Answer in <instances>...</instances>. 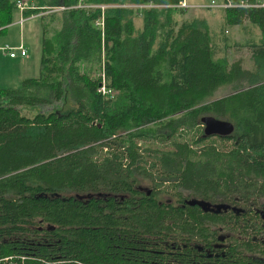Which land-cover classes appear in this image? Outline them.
Wrapping results in <instances>:
<instances>
[{
    "label": "trees",
    "instance_id": "1",
    "mask_svg": "<svg viewBox=\"0 0 264 264\" xmlns=\"http://www.w3.org/2000/svg\"><path fill=\"white\" fill-rule=\"evenodd\" d=\"M180 2L20 11L41 64L0 88V264H264V0H224L221 33ZM227 26L259 29L233 45L253 68ZM207 115L234 132L206 136Z\"/></svg>",
    "mask_w": 264,
    "mask_h": 264
},
{
    "label": "rangeland",
    "instance_id": "2",
    "mask_svg": "<svg viewBox=\"0 0 264 264\" xmlns=\"http://www.w3.org/2000/svg\"><path fill=\"white\" fill-rule=\"evenodd\" d=\"M32 2V0H27ZM188 7L186 16L177 15V18L182 21L192 17H204L208 20L213 33H221V26L224 23V0H216L217 6L220 8H209L210 0H183ZM105 5L103 6V8ZM141 19H137L139 24ZM249 27V26H248ZM225 35L230 43L229 54L232 59H242L246 68H253L251 53L246 47L233 46L237 43H246L250 38H259L260 31L257 28L251 27L249 31L252 34L245 33L239 27H226ZM23 45L28 52L26 60L29 63L30 70L27 73L29 77H38L40 75L41 50H42V19L39 16L25 17L19 10H15L13 14V23L7 26L5 34L0 35V88L19 87L23 79H20L22 73L21 66L11 60L9 51L5 49V45L18 47ZM18 52V60L20 59ZM24 57V56H23ZM230 92V87H224L218 95H224ZM30 114L34 111L28 110Z\"/></svg>",
    "mask_w": 264,
    "mask_h": 264
},
{
    "label": "water",
    "instance_id": "3",
    "mask_svg": "<svg viewBox=\"0 0 264 264\" xmlns=\"http://www.w3.org/2000/svg\"><path fill=\"white\" fill-rule=\"evenodd\" d=\"M201 121L205 126L206 136L219 135L225 137L231 135L235 130V126L231 121L213 115L204 116Z\"/></svg>",
    "mask_w": 264,
    "mask_h": 264
},
{
    "label": "built area",
    "instance_id": "4",
    "mask_svg": "<svg viewBox=\"0 0 264 264\" xmlns=\"http://www.w3.org/2000/svg\"><path fill=\"white\" fill-rule=\"evenodd\" d=\"M183 0H181V2H180V4H179V6L180 7H188L187 5H186V3L185 2H182ZM212 3H211V6H208V7H211V8H216V7H214V6H217V2H216V0H210ZM226 5L227 4H225L224 6L226 7ZM263 5H264V3H263ZM17 6H18V8L20 9V11H25L27 8H30L31 7V2H29V1H27V0H19L18 2H17ZM33 7V6H32ZM23 16V15H22ZM5 49L6 50H8L9 51V55L11 56V57H15L16 55H17V53H16V50L18 49V50H20L21 51V55H23V56H25L26 55V50H25V48L21 45V46H19V47H13V46H9V45H6L5 46Z\"/></svg>",
    "mask_w": 264,
    "mask_h": 264
},
{
    "label": "crops",
    "instance_id": "5",
    "mask_svg": "<svg viewBox=\"0 0 264 264\" xmlns=\"http://www.w3.org/2000/svg\"><path fill=\"white\" fill-rule=\"evenodd\" d=\"M26 56H27V54H26ZM26 56H24V57L21 56L19 60H18V57H15V58L10 57L11 60H15L21 66L22 73L20 74V77H21L20 79H25V78H28L29 77V76H27V73H28V71L31 68L29 66L28 61L26 60Z\"/></svg>",
    "mask_w": 264,
    "mask_h": 264
}]
</instances>
